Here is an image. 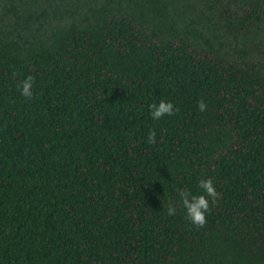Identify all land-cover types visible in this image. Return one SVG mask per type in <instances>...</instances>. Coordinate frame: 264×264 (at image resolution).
<instances>
[{
  "label": "trees",
  "instance_id": "trees-1",
  "mask_svg": "<svg viewBox=\"0 0 264 264\" xmlns=\"http://www.w3.org/2000/svg\"><path fill=\"white\" fill-rule=\"evenodd\" d=\"M0 264H264V0H0Z\"/></svg>",
  "mask_w": 264,
  "mask_h": 264
},
{
  "label": "clouds",
  "instance_id": "clouds-1",
  "mask_svg": "<svg viewBox=\"0 0 264 264\" xmlns=\"http://www.w3.org/2000/svg\"><path fill=\"white\" fill-rule=\"evenodd\" d=\"M34 77L27 76L23 81L19 82L20 94L26 99L33 97ZM207 105L203 100L198 102L197 109L199 112H204ZM150 117L153 120H160L165 116H173L179 112V108L175 107L172 102L160 100L159 103H152L148 106ZM148 143H155V131H150L148 134ZM199 189L203 191V195H192L187 189H175L180 197V204L186 211V218L197 228H203L206 223V214L211 211L210 204L215 206L221 199V194L215 189L211 178L201 180L198 183ZM167 214L174 216L176 207L169 202Z\"/></svg>",
  "mask_w": 264,
  "mask_h": 264
}]
</instances>
